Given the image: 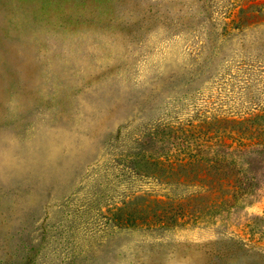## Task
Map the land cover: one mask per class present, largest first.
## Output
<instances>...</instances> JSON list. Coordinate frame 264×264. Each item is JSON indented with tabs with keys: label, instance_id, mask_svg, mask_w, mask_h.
<instances>
[{
	"label": "rangeland",
	"instance_id": "obj_1",
	"mask_svg": "<svg viewBox=\"0 0 264 264\" xmlns=\"http://www.w3.org/2000/svg\"><path fill=\"white\" fill-rule=\"evenodd\" d=\"M0 264H264V0H0Z\"/></svg>",
	"mask_w": 264,
	"mask_h": 264
}]
</instances>
